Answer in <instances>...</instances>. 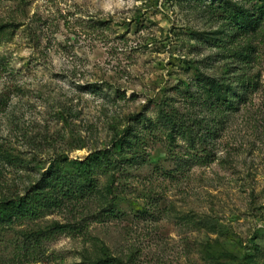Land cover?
Masks as SVG:
<instances>
[{"label": "rangeland", "instance_id": "1", "mask_svg": "<svg viewBox=\"0 0 264 264\" xmlns=\"http://www.w3.org/2000/svg\"><path fill=\"white\" fill-rule=\"evenodd\" d=\"M0 25V199L97 158L83 198L0 219V264H264V0H0ZM170 118L211 129L207 164Z\"/></svg>", "mask_w": 264, "mask_h": 264}, {"label": "trees", "instance_id": "2", "mask_svg": "<svg viewBox=\"0 0 264 264\" xmlns=\"http://www.w3.org/2000/svg\"><path fill=\"white\" fill-rule=\"evenodd\" d=\"M247 4H253L256 0H242ZM228 19L232 20L233 23H237L239 25L243 20V16L237 13H232ZM249 24L253 25L252 22ZM12 28V25H0V35H3L7 29ZM241 30V27L238 28ZM255 29V28H254ZM15 30V29H13ZM233 32H238L233 28ZM207 99L208 105L213 108H229L230 100L228 96V91L224 87V85L218 82H211L207 87ZM226 108V109H227ZM230 110V109H227ZM168 118V117H167ZM169 124L171 125V133L169 135V139L173 140L175 138V132L181 133L183 137H189L191 146L192 144L199 145V147L193 146L191 159L197 165L207 164L210 160L211 154H208L209 148V134H213L210 128L202 127L199 125H194L197 127V132L192 139V135L188 136V132H186V127L183 124H177L174 119L170 118ZM150 126H152V122H150ZM131 128H128V130ZM199 130V131H198ZM123 138V137H122ZM128 138V139H127ZM126 141L123 144V139L116 143L115 151L121 152L123 150V145L130 146V138L125 137ZM97 161L96 157H91L84 163L75 162L74 165L77 167V172L80 174L78 178H76L77 183L76 186H69V179L64 174H55L51 177L47 178L43 183H39L37 185L29 188L26 193L22 196H17L13 198L3 197L0 199V219H7L9 222L13 221V218L20 219H29L36 220L44 217L46 214L53 211L60 204V197L68 198V199H79L85 196V188L89 189L88 185H85V182H78V180L82 179L86 176L89 171H92L95 163ZM45 184V185H44ZM67 232L64 231L61 227L52 228L46 232H41L32 235L28 238L24 243V248L30 250L40 251L43 243L48 240H53L60 233ZM73 232H70L72 234ZM98 264H118L116 260L113 258H107Z\"/></svg>", "mask_w": 264, "mask_h": 264}]
</instances>
